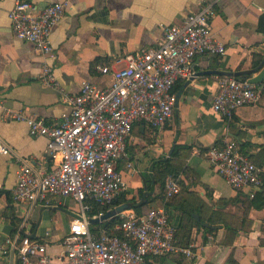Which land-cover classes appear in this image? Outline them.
Wrapping results in <instances>:
<instances>
[{
	"label": "crops",
	"instance_id": "obj_1",
	"mask_svg": "<svg viewBox=\"0 0 264 264\" xmlns=\"http://www.w3.org/2000/svg\"><path fill=\"white\" fill-rule=\"evenodd\" d=\"M29 1L44 8L58 0ZM66 1L51 34L56 56L44 58L13 33L9 11L16 0H0V140L11 148L8 154L0 153V244L7 237L29 235L43 238L51 253L60 252L80 209L70 197L51 198L48 206L13 200L22 164L32 162L39 168L40 162H54L46 153L47 137L32 135L25 120L5 118V108L49 123L59 120L70 111L63 92L77 93L85 80L100 86L111 83L112 76L100 72L98 65L123 67L127 54L161 42L164 26L180 24L212 2V30L226 53L196 58L198 76L176 84L177 104L162 130L142 122L134 125L127 158L117 162L128 186L119 196L140 201V191L148 193L147 177L156 173L154 162L169 159L177 170L166 177L178 179L180 192L166 199L163 184H154L142 212L164 204L178 241L193 245L196 256L169 255L155 258L157 264H264V206H254L247 191L232 188L207 156L213 147L235 140L262 168L264 190V82L257 84L259 99L230 117L212 107L219 72L251 70L264 60V0ZM44 62L52 65L56 86L41 82ZM0 264H15L13 252H0Z\"/></svg>",
	"mask_w": 264,
	"mask_h": 264
},
{
	"label": "built area",
	"instance_id": "obj_2",
	"mask_svg": "<svg viewBox=\"0 0 264 264\" xmlns=\"http://www.w3.org/2000/svg\"><path fill=\"white\" fill-rule=\"evenodd\" d=\"M66 6V0L44 8L29 0H16L9 11L14 35L32 43L35 52L44 58L55 57L51 34ZM214 14L212 2H206L182 23L164 26V38L156 46L127 54L123 67L98 65L100 72L112 76L111 83L100 86L85 80L77 93L63 92L70 111L53 123L5 108V118L25 120L32 135L47 137L46 153L54 162H40L39 168L32 162L22 164L12 191L13 200L48 206L51 198L70 197L80 209L63 238L60 252L51 253L43 238L29 235L7 237L0 244V252H13L15 264H157L155 258L169 255L196 256L193 245L178 241L164 204L140 214L134 209L115 212L108 217L116 218L110 227L99 226L90 219L113 210L112 202L128 190L117 162L127 158V143L134 125L142 122L162 130L177 104L176 84L198 76L196 58L226 53L225 44L212 30ZM39 78L45 86L57 85L48 62H44ZM259 97L257 84L250 82L249 77L219 75L212 107L230 117L237 108ZM10 151V146L0 140V153ZM207 156L232 188L245 190L251 197L261 189L262 168L240 150L235 140L213 147ZM180 190L178 179L169 176L164 185L165 198ZM93 202L107 210L90 215Z\"/></svg>",
	"mask_w": 264,
	"mask_h": 264
},
{
	"label": "trees",
	"instance_id": "obj_3",
	"mask_svg": "<svg viewBox=\"0 0 264 264\" xmlns=\"http://www.w3.org/2000/svg\"><path fill=\"white\" fill-rule=\"evenodd\" d=\"M242 77H246V76H242ZM175 89V88H174ZM153 169L155 170V174L151 175L150 177H147V185H148V193H145L143 191H140V195H141V200H135L134 198H128L126 197L125 194L117 197L112 204L110 205V207H117L120 206L122 204H128L129 207H131L132 209H134L137 213H141L142 212V207L147 204V202L150 201L151 199V192H152V187L154 184L156 183H162L163 187L166 183L167 177L166 175L172 174L173 176L176 175V167H174V165L170 162L169 159H161V160H157L154 162L153 165ZM164 189V188H163ZM252 201H253V205L261 208L264 206V190L263 191H257V193L255 194L254 197H252ZM92 208L91 210H89V214L93 215L94 213L101 211V210H107L106 207L101 206L99 203L93 202L92 204ZM116 222V218L115 217H111V218H107L104 219L103 221H100L98 224H100L99 226H103V227H110L112 225H114V223Z\"/></svg>",
	"mask_w": 264,
	"mask_h": 264
},
{
	"label": "water",
	"instance_id": "obj_4",
	"mask_svg": "<svg viewBox=\"0 0 264 264\" xmlns=\"http://www.w3.org/2000/svg\"><path fill=\"white\" fill-rule=\"evenodd\" d=\"M260 70V71H259ZM257 71L258 74H255ZM207 73H211V71H208ZM221 75H233V76H246L249 77V81L255 84H260L262 82H264V60L262 61V63L257 67V68H253L251 70H247V71H241V72H219ZM129 205L128 204H122L120 206L115 207L113 210L108 211L107 213H105L101 218H91L90 221L95 223L98 221H102L104 219H107L108 217L112 216L115 212L118 211H122V210H126L129 209Z\"/></svg>",
	"mask_w": 264,
	"mask_h": 264
}]
</instances>
